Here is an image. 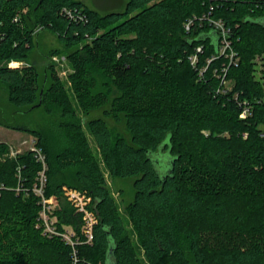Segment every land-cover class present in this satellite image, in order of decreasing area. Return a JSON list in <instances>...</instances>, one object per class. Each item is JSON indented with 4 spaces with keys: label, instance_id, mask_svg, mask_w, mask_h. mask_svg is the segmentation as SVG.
<instances>
[{
    "label": "trees",
    "instance_id": "16d2710c",
    "mask_svg": "<svg viewBox=\"0 0 264 264\" xmlns=\"http://www.w3.org/2000/svg\"><path fill=\"white\" fill-rule=\"evenodd\" d=\"M210 20L229 31L230 66ZM37 27L71 49L68 89L51 61L41 83L29 62ZM0 83L10 106L28 107L0 105V124L29 132L45 155L59 226L81 222L63 186L91 198L93 243L77 247V264H264V0H127L103 16L76 0H0ZM32 108L54 118L56 134L11 123ZM8 153L0 142V264H73L71 248L38 226L33 153ZM104 172L132 180L121 213Z\"/></svg>",
    "mask_w": 264,
    "mask_h": 264
},
{
    "label": "built area",
    "instance_id": "2783aa9c",
    "mask_svg": "<svg viewBox=\"0 0 264 264\" xmlns=\"http://www.w3.org/2000/svg\"><path fill=\"white\" fill-rule=\"evenodd\" d=\"M63 12L72 20L76 19L72 13L68 10H63ZM83 20L82 17L79 18ZM17 21L16 18L13 20ZM210 25L214 27V29L218 32V36L220 38L219 44V56L227 55V59L229 60V66L233 63V57L235 53L231 49V44L228 38V29L225 27L224 23L220 20H210L208 21ZM189 24L186 25V28H189ZM42 30L41 27H37L35 33L40 32ZM229 51V52H228ZM201 52V47H197L195 53L191 54L189 57L190 65L195 66L197 63V53ZM66 60L64 57L52 56L51 62L55 66V70L58 71V67L62 68V63ZM258 62V58L255 60ZM209 63V61H208ZM21 63L10 62L8 63L9 68L19 67ZM228 70L227 65L222 66V75L220 76L221 81L219 85V89L217 92L224 93L226 89L227 81H225L226 71ZM205 69H202L198 72L199 76H202ZM241 112L239 114L240 119H245L250 114V108L246 101H242L240 103ZM39 164L40 169L36 174L35 183L32 187V192L38 197V205L39 211L37 213L38 226L41 228V234L46 237H57L61 241H63L67 246H69L73 252V264H77L76 258V249L81 245H92L93 243V229L97 224V218L94 211L90 207L91 198L83 191L63 187L62 194L63 197L69 202V204L73 207L74 212L80 216L81 222L79 226V230L76 231L72 226L61 225L59 226L58 220L55 216V212L59 209L58 198L55 195L46 197L44 194V190L46 187V170L47 165L45 161V155L42 150L37 147L34 143V140L29 143V149ZM22 151L19 149H15L10 147L8 157L15 158ZM19 172V171H18ZM19 190V188H17ZM22 191V190H21ZM27 195V190H24Z\"/></svg>",
    "mask_w": 264,
    "mask_h": 264
},
{
    "label": "rangeland",
    "instance_id": "374dc122",
    "mask_svg": "<svg viewBox=\"0 0 264 264\" xmlns=\"http://www.w3.org/2000/svg\"><path fill=\"white\" fill-rule=\"evenodd\" d=\"M76 1L82 2L88 9L97 11L101 16L110 12H123L125 9V5L127 3V0H76ZM25 11L26 10H24L23 12ZM133 37L134 35L132 34L128 35V38H133ZM34 38L36 39L35 43L37 48L33 49V51L31 52L30 55L31 59L29 62L32 65H34L38 70V72L41 74V78H40V83H41L43 79V69L48 64V62L51 61L50 56L51 57L53 56L50 53L53 51H58L59 54L57 56L67 58V55L69 54L71 49L65 48L59 42L56 34L53 33L50 29H44V30L42 29L40 32L37 33V35H35ZM67 60L64 63H62V68L58 67L57 73L61 81L65 84L66 88L68 89L69 83L67 77L70 73H72V69L70 68L69 62ZM257 67L258 69L262 68L260 60H258L257 62ZM255 76L256 78H258L259 74H256ZM227 84L230 85V82H228ZM68 94L72 99V106L77 110L78 117H83L82 113L77 107L76 101L73 99V96L71 95L70 92ZM7 97H8V89L4 84L0 83V103H1L0 105L4 104L2 106H5L10 111H18V112L20 111V113L28 110V107L16 109L10 106L7 102ZM11 123L12 124L14 123V126H24L29 129H33L38 124L42 128L51 130L53 134L57 133V127H56L57 123L54 121V118L47 117L43 113L41 108H32L28 114H17V116L14 117ZM32 138L33 136L27 131L14 129L11 127L4 126L3 124H0V142L7 144L9 148L12 147L15 149H19L21 151L28 150L29 143L32 141ZM63 144H65V141L63 142ZM104 176L106 178L107 186L109 188L111 196L117 203V206L121 213L124 205L132 200L133 197L132 180H119V179L111 180L109 179L106 172H104ZM127 229L128 230L130 229L129 225H127ZM132 240L133 242H135V236L134 237L132 236ZM138 255L140 259H143V253L141 250ZM190 260H191V264H195L191 258Z\"/></svg>",
    "mask_w": 264,
    "mask_h": 264
}]
</instances>
